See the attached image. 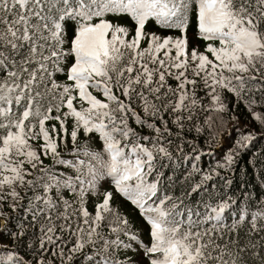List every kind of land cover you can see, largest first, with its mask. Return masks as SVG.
<instances>
[{"label": "snow or ice", "instance_id": "snow-or-ice-1", "mask_svg": "<svg viewBox=\"0 0 264 264\" xmlns=\"http://www.w3.org/2000/svg\"><path fill=\"white\" fill-rule=\"evenodd\" d=\"M0 264H264V0H0Z\"/></svg>", "mask_w": 264, "mask_h": 264}, {"label": "trees", "instance_id": "trees-1", "mask_svg": "<svg viewBox=\"0 0 264 264\" xmlns=\"http://www.w3.org/2000/svg\"><path fill=\"white\" fill-rule=\"evenodd\" d=\"M203 47H204V42H201V45H200V50L203 51ZM77 107H79V105L77 104ZM49 123H52V122H49ZM71 123V121H69V124ZM80 140L81 142L84 141V138L83 136L80 137ZM90 143V147L93 149V150H97V151H101L102 148H101V143L95 138L93 137L92 140L89 142ZM201 143H203V141H201ZM259 145L256 146V148H258ZM256 148H253L252 151H256ZM249 155H251V153H249ZM247 157H245L244 160H241V165L243 166L245 164V161H246ZM204 160L205 162L208 161V157L205 156L204 157ZM50 158L49 159H46L44 161L45 164H48L50 163ZM251 171V170H249ZM241 179L240 176L237 177V180ZM253 179H255L253 177ZM258 183V180L256 181ZM105 188H107V185H105L103 188H101V192L105 190ZM117 201H119L120 203V206L121 208L123 209L124 212L127 213V215L129 216V218H133V219H136L138 220L139 218L135 216V214L133 213L132 209H131V206L130 204H128L126 201H124L122 198H119V197H114L113 199V204L117 203ZM89 210H91V203H89ZM5 211H7V209H5Z\"/></svg>", "mask_w": 264, "mask_h": 264}]
</instances>
